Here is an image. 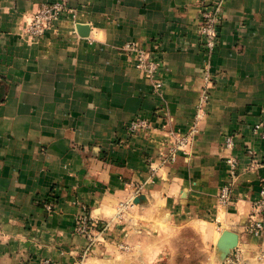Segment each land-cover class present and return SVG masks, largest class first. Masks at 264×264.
Instances as JSON below:
<instances>
[{
  "label": "crops",
  "instance_id": "0c3cea01",
  "mask_svg": "<svg viewBox=\"0 0 264 264\" xmlns=\"http://www.w3.org/2000/svg\"><path fill=\"white\" fill-rule=\"evenodd\" d=\"M54 1L0 0V264H78L82 206L111 224L81 264L174 261L185 230L215 248L222 231L233 232L242 260L256 261L264 236L247 227L264 184V138L252 131L264 121V0H224L197 132L154 175L166 133L192 125L205 62L200 3L216 0H65L75 16L29 42L27 20ZM129 42L157 47L161 93L122 50ZM136 117L149 128L130 136ZM228 134L239 176L222 206ZM131 197L141 199L115 221Z\"/></svg>",
  "mask_w": 264,
  "mask_h": 264
},
{
  "label": "built area",
  "instance_id": "2783aa9c",
  "mask_svg": "<svg viewBox=\"0 0 264 264\" xmlns=\"http://www.w3.org/2000/svg\"><path fill=\"white\" fill-rule=\"evenodd\" d=\"M224 0H216L211 2L202 1L200 3V27L199 36L201 39L202 51L205 55V62L202 72V84L199 89V94L196 102L195 116L190 129L186 132L170 130L166 133V148L159 155L156 164L151 165V174H156L161 168L169 166L176 162L179 153L185 152L190 144L193 136L197 132V124L205 106L209 100V89L212 84V75L210 73V60L213 51L218 44L219 25L222 20V5ZM64 15L75 16V13L70 9L65 0H55L51 3L42 4L27 20L24 27L23 34L29 42H37L48 30L55 21ZM122 50L132 55L134 58V65L137 70L146 74L152 84L155 93H161L162 81L159 73L162 62L157 53V47L152 50L141 48L136 43H125ZM149 128V122L144 118L136 117L132 119L127 125V132L130 136L138 131H143ZM253 133L261 138H264V121L259 122L253 126ZM234 137L228 134L224 137L223 147L227 151L225 162L228 166L227 178L219 188L217 194L218 203L226 206L231 201L232 189L239 176V165L236 157L233 155ZM140 191V188L135 189V194ZM132 197L126 202L120 203L118 212L114 219L115 221L122 220L123 210L132 202ZM54 201L51 199L45 204V209L51 211ZM110 222H98L91 218L87 209L82 206L80 213L75 217L74 231L78 235H82L87 240V246L82 252L80 261L84 260L86 253L90 247L96 244L103 233L109 228ZM247 230L252 235L264 236V184L258 190L257 197L253 201V214ZM261 257L264 258V250L261 252ZM40 264H57L50 259L41 260Z\"/></svg>",
  "mask_w": 264,
  "mask_h": 264
},
{
  "label": "rangeland",
  "instance_id": "374dc122",
  "mask_svg": "<svg viewBox=\"0 0 264 264\" xmlns=\"http://www.w3.org/2000/svg\"><path fill=\"white\" fill-rule=\"evenodd\" d=\"M174 261L163 264H264L261 252L256 261H244L236 251L231 249L225 257H220V251L215 246H205L203 241L191 230H185L175 240Z\"/></svg>",
  "mask_w": 264,
  "mask_h": 264
},
{
  "label": "water",
  "instance_id": "95a60500",
  "mask_svg": "<svg viewBox=\"0 0 264 264\" xmlns=\"http://www.w3.org/2000/svg\"><path fill=\"white\" fill-rule=\"evenodd\" d=\"M87 30L88 29L85 26H77V32L81 36H86ZM140 199L141 197H136L133 200V203H139ZM237 243H238L237 234L230 232V231H226V230L222 231L216 242V247L220 251V257H225L231 249L237 246Z\"/></svg>",
  "mask_w": 264,
  "mask_h": 264
}]
</instances>
